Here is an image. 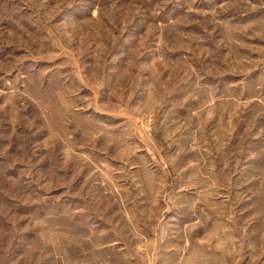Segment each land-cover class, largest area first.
<instances>
[{"label":"rangeland","instance_id":"1","mask_svg":"<svg viewBox=\"0 0 264 264\" xmlns=\"http://www.w3.org/2000/svg\"><path fill=\"white\" fill-rule=\"evenodd\" d=\"M0 264H264V0H0Z\"/></svg>","mask_w":264,"mask_h":264}]
</instances>
